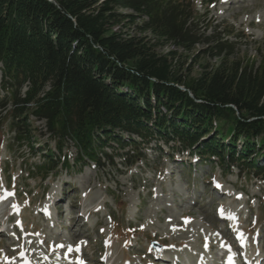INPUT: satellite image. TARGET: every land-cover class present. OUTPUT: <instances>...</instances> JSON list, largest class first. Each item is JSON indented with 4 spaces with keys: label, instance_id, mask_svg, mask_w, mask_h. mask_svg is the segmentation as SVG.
I'll list each match as a JSON object with an SVG mask.
<instances>
[{
    "label": "trees",
    "instance_id": "obj_1",
    "mask_svg": "<svg viewBox=\"0 0 264 264\" xmlns=\"http://www.w3.org/2000/svg\"><path fill=\"white\" fill-rule=\"evenodd\" d=\"M200 24L195 0H0V108L29 141L28 118L44 121L59 155L71 141L74 165L113 164L108 148L130 165L152 143L165 154L162 141L263 177L264 63L236 60L242 36ZM198 45L218 62L194 60L193 76L183 57ZM50 151L47 174L59 166Z\"/></svg>",
    "mask_w": 264,
    "mask_h": 264
},
{
    "label": "rangeland",
    "instance_id": "obj_2",
    "mask_svg": "<svg viewBox=\"0 0 264 264\" xmlns=\"http://www.w3.org/2000/svg\"><path fill=\"white\" fill-rule=\"evenodd\" d=\"M229 1L195 0L199 29L211 25L242 36L234 58L259 68L264 63V0ZM170 50L176 48L168 44L159 53ZM207 50L198 45L185 53L184 66L193 76L201 72L196 59L218 62ZM1 82L0 71V105L6 96ZM10 110V105L0 108V200L5 199L0 214L6 218L12 210V224L0 222V264H17V257L20 264H158L159 256L172 261L175 253L191 247L219 260L221 251L209 252V240L224 249L232 245L215 227L232 241L236 236L247 241L246 247L251 243L264 251V176L246 174L237 164L227 168L217 160H200L188 149L173 151V143L162 141L165 154L152 143L141 149L143 158L134 154L128 159L130 165L111 148L106 151L113 164L101 156L99 164L74 165L77 153L71 141L59 155L46 123L34 116L28 118L33 129L29 141L16 133ZM46 149L61 159L48 174L41 170ZM65 159L72 160L68 170ZM180 240L193 242L181 249ZM69 247L79 251L71 253Z\"/></svg>",
    "mask_w": 264,
    "mask_h": 264
},
{
    "label": "bare ground",
    "instance_id": "obj_3",
    "mask_svg": "<svg viewBox=\"0 0 264 264\" xmlns=\"http://www.w3.org/2000/svg\"><path fill=\"white\" fill-rule=\"evenodd\" d=\"M230 2V1H229ZM231 2H234V0H231ZM230 2V3H231ZM229 3V4H230ZM220 195V194H219ZM74 203V202H73ZM60 204V203H59ZM47 212V211H46ZM78 220H79V218L77 217V218H75L74 219V221L75 222H78ZM51 227V226H50ZM218 231H219V233H217L221 238H225V239H227L228 241H231L232 239H230L226 234L225 235H223L222 233V231H221V229L219 230L218 229V227H215ZM264 229V228H263ZM222 233H221V232ZM80 235V234H79ZM78 234H76L75 233V237H77V236H79ZM185 239H188V236L187 237H185ZM209 239H211V238H209ZM212 241H214L213 239H212ZM260 241L264 244V240L263 239H260ZM193 241H191V242H189V241H187V240H180V241H178V243H177V246H179L178 248H183L184 246H185V244L187 243H192ZM198 242L200 243V244H204L205 242H204V240L203 239H198ZM246 243H247V241L245 242V244H243V246H246ZM237 246H241V245H237ZM184 248H186V247H184ZM209 248H210V250H212V251H215L216 249H218V251H221L222 250V248H221V246H220V244H218V243H216V245L215 244H212L211 243V241L209 240ZM241 248H242V246H241ZM188 249V248H187ZM260 249H262V247L260 248ZM235 250L237 251V253L239 252V250H240V248H236L235 247ZM197 251H200V254L202 253V254H204L203 252L204 251H202V250H198L196 247H191V249H189L188 251H180V253H179V255L178 254H174L175 256H174V258H173V260L172 261H168V260H166V258H163V257H161V256H159V261H157V263L159 264V263H169V264H172L174 261H175V264H188L186 261H184V260H186V258H184L183 256H186V257H190L193 261L195 260V263L196 264H221V261H219L217 258H213V259H211L210 258V261H206V260H204V258H202L201 256H200V254L199 253H196ZM217 251V252H218ZM30 254V253H29ZM245 254L247 255V257L248 258H253L254 259V263H256V264H264V262H262V258H263V251L262 250H259V247L257 246L256 247V245L254 246V245H252L251 243L246 247V250H245ZM181 255H183V256H181ZM29 256V255H28ZM31 256L33 257V259L35 258V259H37V256H36V254H35V252L33 253V254H31ZM226 256V258H228L229 257V255H223V257L221 258V259H224V257ZM30 258V257H29ZM28 258V259H29ZM188 258H187V260H188ZM236 259H241L242 258V256H241V254H237V256L235 257ZM32 259V260H33ZM44 260V259H43ZM46 260V259H45ZM47 260H49V259H47ZM41 261V260H40ZM237 261H240V260H237ZM52 262V261H51ZM41 263V262H40ZM195 263H192V261L190 260L189 261V264H195ZM238 263V262H237ZM232 264V263H231Z\"/></svg>",
    "mask_w": 264,
    "mask_h": 264
},
{
    "label": "snow or ice",
    "instance_id": "obj_4",
    "mask_svg": "<svg viewBox=\"0 0 264 264\" xmlns=\"http://www.w3.org/2000/svg\"><path fill=\"white\" fill-rule=\"evenodd\" d=\"M217 187H220L219 185H217ZM57 247H64V245H58ZM69 252H71V251H79V248H76V249H72L71 247H69ZM230 259V261H231V258H229ZM78 264H83V261H79L78 262Z\"/></svg>",
    "mask_w": 264,
    "mask_h": 264
}]
</instances>
